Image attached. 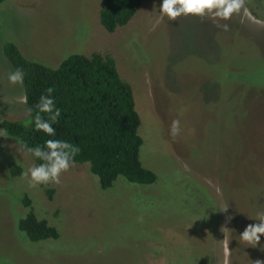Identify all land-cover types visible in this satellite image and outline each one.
I'll return each mask as SVG.
<instances>
[{
    "label": "rangeland",
    "instance_id": "374dc122",
    "mask_svg": "<svg viewBox=\"0 0 264 264\" xmlns=\"http://www.w3.org/2000/svg\"><path fill=\"white\" fill-rule=\"evenodd\" d=\"M90 0H6L0 4V120L24 122L22 86L2 56L11 43L28 61L56 68L67 56L113 60L131 90L149 186L118 177L99 190L85 164H72L49 198L24 173L30 156L0 136V264H254L240 235L264 213V0L223 20L160 12L143 0L113 33ZM228 25L225 31L223 25ZM180 120L173 138L170 125ZM17 166V176L10 173ZM29 203L58 238L29 243L16 221Z\"/></svg>",
    "mask_w": 264,
    "mask_h": 264
},
{
    "label": "trees",
    "instance_id": "16d2710c",
    "mask_svg": "<svg viewBox=\"0 0 264 264\" xmlns=\"http://www.w3.org/2000/svg\"><path fill=\"white\" fill-rule=\"evenodd\" d=\"M6 0H0V4ZM143 0H101L98 23L106 33H113L125 26L140 7ZM2 56L14 72H24L22 85L27 117L24 122L0 120V130L28 154L34 165L43 163L26 151V148L43 147L48 139L68 142L79 151L73 164H85L88 172L96 177L99 190L108 189L116 178L127 183L149 186L155 176L141 167L138 150L141 140L137 135L139 119L134 111L130 87L120 80L112 59L99 54L87 57L72 54L64 58L56 68H47L28 61L16 46L6 43ZM53 91L48 93L47 89ZM51 95L60 116L53 123L55 136H48L35 128L34 117L40 97ZM31 110V111H30ZM54 113H40L50 120ZM20 169L10 167L12 176ZM47 198L51 190L47 184H39ZM25 215L16 221V231L29 243L56 240L55 228L37 219L28 201L23 198Z\"/></svg>",
    "mask_w": 264,
    "mask_h": 264
},
{
    "label": "clouds",
    "instance_id": "9594fccd",
    "mask_svg": "<svg viewBox=\"0 0 264 264\" xmlns=\"http://www.w3.org/2000/svg\"><path fill=\"white\" fill-rule=\"evenodd\" d=\"M246 0H163L160 6V12L166 15L170 20H175L181 15H214L220 19L228 20L234 14H239L245 10ZM225 31L228 30V25H223ZM9 83L12 85H23L24 72L17 69L11 72L8 76ZM48 93H52V89H47ZM22 102L27 101V97H21ZM38 112L34 117L35 128L37 131H43L48 136H55V128L53 123L60 116V110L55 108V101L51 95L40 97L36 105ZM31 111V110H30ZM40 113H54L50 120L44 119ZM170 135L175 138L181 132L180 120L174 119L170 125ZM4 135V130H0V136ZM26 151L32 154L35 158L40 159L43 163L34 165L29 168L24 176L30 179V185L36 187L39 184H57L61 183V174L72 167L73 158L79 151L66 141L59 139H48L44 146L35 148H26ZM256 220L258 224H250L240 235L241 240L252 246H257L260 243V237L264 235V213H258ZM254 264H264V261L256 260Z\"/></svg>",
    "mask_w": 264,
    "mask_h": 264
},
{
    "label": "crops",
    "instance_id": "0c3cea01",
    "mask_svg": "<svg viewBox=\"0 0 264 264\" xmlns=\"http://www.w3.org/2000/svg\"><path fill=\"white\" fill-rule=\"evenodd\" d=\"M91 3H93V6L96 7V5L98 4V0H90V6Z\"/></svg>",
    "mask_w": 264,
    "mask_h": 264
}]
</instances>
